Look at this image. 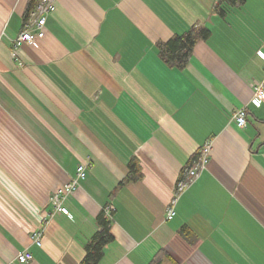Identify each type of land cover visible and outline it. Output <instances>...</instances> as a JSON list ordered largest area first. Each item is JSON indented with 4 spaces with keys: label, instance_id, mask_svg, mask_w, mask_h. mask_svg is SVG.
I'll list each match as a JSON object with an SVG mask.
<instances>
[{
    "label": "crops",
    "instance_id": "obj_1",
    "mask_svg": "<svg viewBox=\"0 0 264 264\" xmlns=\"http://www.w3.org/2000/svg\"><path fill=\"white\" fill-rule=\"evenodd\" d=\"M218 1L56 0L44 37L14 49L35 7L0 0V264L23 251L80 264L107 206L98 264H264V106L250 103L264 0L223 4L224 16ZM193 27L210 36L184 69L165 64L158 45ZM209 141L206 169L177 192ZM80 164L69 215L54 213L50 196Z\"/></svg>",
    "mask_w": 264,
    "mask_h": 264
},
{
    "label": "built area",
    "instance_id": "obj_2",
    "mask_svg": "<svg viewBox=\"0 0 264 264\" xmlns=\"http://www.w3.org/2000/svg\"><path fill=\"white\" fill-rule=\"evenodd\" d=\"M56 0H38L35 8L30 13V19L23 26L20 33L13 41V48L17 49L25 44H33L36 40L42 39L45 35V22L48 15L55 11ZM257 57L263 62V77L260 81L253 85V95L250 103L255 106H264V52L257 51ZM247 114L245 107L234 111L231 115V120L239 129H243L247 125ZM211 152V142H207L200 149L198 159L195 163L185 170L186 178L181 179L177 184V192L183 191L189 184H191L200 173L206 169ZM87 164H80L77 166L75 175L65 185L57 189L50 196V204L54 213L69 215V210L64 206L66 199L77 191L80 183L86 178ZM103 215L106 219H110L111 207L107 206L103 209ZM175 216L174 201L171 202L166 212V219L171 220ZM40 233H34L33 241L40 245ZM32 254L28 251L19 253L16 257L18 264H29L32 260Z\"/></svg>",
    "mask_w": 264,
    "mask_h": 264
},
{
    "label": "trees",
    "instance_id": "obj_3",
    "mask_svg": "<svg viewBox=\"0 0 264 264\" xmlns=\"http://www.w3.org/2000/svg\"><path fill=\"white\" fill-rule=\"evenodd\" d=\"M37 2L38 0H30L27 7V14L36 6ZM244 2L245 0H219L215 7V11L220 16H224L225 8L222 7L223 4L229 7H238L244 4ZM209 36V29L193 27L182 35H176L168 41L160 43L158 45L159 56L168 66L182 70L186 67L195 44L200 40H206ZM129 169L128 181H136L140 178V170L136 162L132 161L129 164ZM97 222L99 225V232H97L85 246V256L80 264H98L103 255V248L112 240L109 233L110 221L104 217L103 213L99 215ZM181 233L186 237L188 229L184 227ZM160 260L159 256L155 258L151 264H160Z\"/></svg>",
    "mask_w": 264,
    "mask_h": 264
}]
</instances>
